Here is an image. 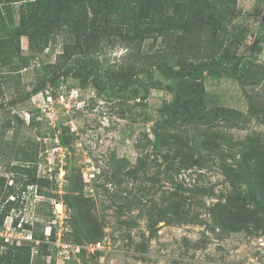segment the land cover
I'll list each match as a JSON object with an SVG mask.
<instances>
[{"label": "rangeland", "instance_id": "1", "mask_svg": "<svg viewBox=\"0 0 264 264\" xmlns=\"http://www.w3.org/2000/svg\"><path fill=\"white\" fill-rule=\"evenodd\" d=\"M7 1L10 0H0L3 16L11 15L14 24H18L20 2L9 4ZM261 13H264V0H236L233 24L243 23L249 30L232 62L237 69L230 67L228 74L225 72L218 77L204 73L201 80L207 109L226 107L231 112L226 118L198 125L203 133L200 140H207L210 146L200 150L203 167L182 170L171 180L163 177V167L158 169L157 164L164 163V155H168L175 145L168 144L172 148L165 146L153 152L148 142L154 139L150 132L152 123L146 122L145 116L154 118L156 111L170 103L171 91L181 88L179 82L162 79L157 73L154 79L159 88L145 93L139 85L129 91L112 90L111 76L107 75L101 77V82L87 84L85 88H81L77 80L68 78L58 86L49 85L42 92L17 101L22 91L28 93L40 82L41 65L52 64L60 54L64 38L58 35L42 54L34 55L30 67L21 72V90L7 86L0 90V104L4 105L0 109V145H3L0 147V177L6 179V186L13 187L20 195V200L15 201L14 194L6 197L2 190L0 213L6 206H11L7 215L13 216L14 222H32V231L40 233L55 218L53 205L61 204L67 227L63 238L72 243L68 241L71 236L70 210L62 197L68 171L73 183L80 175L84 196L93 202L95 217L102 227L99 241L104 240L108 248L99 254L71 260L70 264L255 263L258 253L254 242L256 238L264 237V229H255L248 224L247 228L230 231L217 226L213 219L219 205L229 202L236 191H246L242 175L245 166L240 151L249 146H264V43L258 53L256 48L253 49L261 42L262 34L257 29ZM20 45L25 55L31 53L26 37L20 38ZM124 55V47L106 46L100 58L105 59L107 67H114ZM142 55L144 52L132 57L131 62L142 64ZM5 71L0 69V73ZM14 115L24 120L22 134L38 143L37 177L49 180L43 193L32 186L21 191V184H15L16 174L11 168L19 164L17 149L19 143L28 145L24 144L26 140L7 144L12 134L9 130L3 131L1 125ZM158 131L164 133L161 127ZM170 131L184 135V129ZM61 133L70 140L68 148L58 144L57 135ZM187 133L191 137L190 131ZM138 157L146 158L150 165L147 175L153 180L140 177L133 184L124 181L118 189L121 198L117 202L154 199L159 207L175 206L174 211L179 217L172 213L168 215L179 222H155L156 212L149 214L146 207L131 206L125 210L112 204L101 190L104 183L100 176L109 170L114 159H126L133 166ZM105 187L109 193L117 191L110 184ZM11 202L14 204L10 205ZM52 236L53 233L47 242L44 235L40 240L48 246L45 256L41 257L46 264H56L57 258L52 255ZM47 256H51L50 263L46 262ZM36 258L37 253L31 252L30 264H36Z\"/></svg>", "mask_w": 264, "mask_h": 264}, {"label": "trees", "instance_id": "2", "mask_svg": "<svg viewBox=\"0 0 264 264\" xmlns=\"http://www.w3.org/2000/svg\"><path fill=\"white\" fill-rule=\"evenodd\" d=\"M7 2H20L19 18L18 24H14L11 15L5 18L0 9V69H6L0 73V90L3 86L21 90V72L30 67L34 55L42 54L58 35H62L64 39L60 54L56 55L52 64L41 65L43 76L40 82L28 93L22 91L17 101L36 95L49 85L58 86L68 78L77 80L81 88H85L87 84L101 82L104 75L111 76L112 90L129 91L134 85H139L147 93L149 89L159 88L154 79L158 73L162 79L179 82L181 88L171 91L172 101L156 111L154 118L147 114L145 116V121L152 123L150 132L154 139L148 142L153 152L168 144L175 145L168 155H164V163L157 164V168L162 166L163 177L171 180L182 170L203 167L204 159L200 150L209 149L210 146L207 140H200L203 133L198 125L226 118L231 111L226 107L207 109L201 80L204 73L218 77L225 72L228 74L230 67L236 70L237 65L232 62L237 47L247 39L249 32L243 23L233 24L236 0ZM257 29L262 34L261 42L256 43L253 49L256 48L258 53L264 43V13L259 16ZM21 37L27 38L31 51L28 55L21 49ZM145 45L147 48H144ZM106 46L125 48V55L114 67H107L105 59L100 58ZM142 52L143 63L133 64L132 57L140 56ZM3 106L0 104V109ZM29 117L32 116L29 114ZM24 124L23 119L14 115L1 125L3 131L9 130L12 134L7 144L26 140L24 144L28 145L19 143L16 154L19 164L11 168L16 174L14 181L15 184H21V191L32 186L43 193L42 189L49 184V180L37 177L38 143L22 134ZM159 127L164 130L163 134L159 133ZM177 128L184 129V135L170 131ZM57 140L64 148L70 146V140L62 133L57 135ZM260 146H249L243 152L240 151L245 166L242 175L247 188L242 193L236 191L230 196L232 199L229 202L218 206L213 220L222 229L234 231L247 228L248 224L255 229H264V146ZM149 168L146 158L138 157L133 166L126 159H114L109 170L103 171L100 176L104 183L100 188L112 204L116 203L125 210L131 206L146 207L149 214L156 212L155 222H179L168 215L172 213L179 217L174 211L175 206L159 207L154 199L117 202L121 198L118 189L124 181L133 184L140 177L153 180L147 175ZM66 179L62 197L70 210L71 236L68 241L71 240L73 244L98 242L102 237V227L95 217L93 202L84 196L80 175L76 176V182L73 183L67 171ZM106 184L117 191L109 193ZM2 190L6 192V197L14 194L15 201L20 200V195L14 192L13 187L6 186V179L0 177V194ZM239 200L248 204L240 203ZM10 209L11 206H6L0 213V225ZM42 239V229L40 233L33 232V240L39 241L36 246V264H46L41 257L45 256L48 246L40 241ZM32 246L34 244L29 243L20 247L5 245V248H0V264H30Z\"/></svg>", "mask_w": 264, "mask_h": 264}, {"label": "built area", "instance_id": "3", "mask_svg": "<svg viewBox=\"0 0 264 264\" xmlns=\"http://www.w3.org/2000/svg\"><path fill=\"white\" fill-rule=\"evenodd\" d=\"M60 209H57V207ZM55 208L53 215L55 218L50 222L49 225L44 227L43 235L45 236V241H49L53 233V242L51 244L52 255L56 256V264H70L72 260H78L81 256L88 257L95 255L96 253H101L108 248L106 247V242L104 240L95 243H85V244H73L67 242L63 238L64 232L67 231L65 225V215L62 213L61 204H54ZM36 220V219H34ZM32 222H14L13 216L7 215L0 225V248H5V245L20 247L23 244H34L32 246V254L36 253V246L39 241L33 240V231L31 227ZM31 229V230H30ZM254 245L256 246L257 256L252 264H264V237H259L255 239ZM51 256H47V263H50Z\"/></svg>", "mask_w": 264, "mask_h": 264}, {"label": "bare ground", "instance_id": "4", "mask_svg": "<svg viewBox=\"0 0 264 264\" xmlns=\"http://www.w3.org/2000/svg\"><path fill=\"white\" fill-rule=\"evenodd\" d=\"M59 207V206H58Z\"/></svg>", "mask_w": 264, "mask_h": 264}]
</instances>
